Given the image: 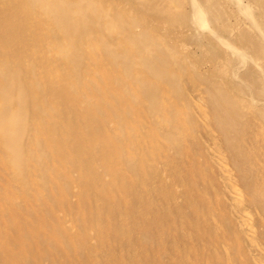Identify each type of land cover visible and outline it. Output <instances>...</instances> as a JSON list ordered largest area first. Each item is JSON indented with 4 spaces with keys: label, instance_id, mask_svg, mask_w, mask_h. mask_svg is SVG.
Instances as JSON below:
<instances>
[{
    "label": "bare ground",
    "instance_id": "1",
    "mask_svg": "<svg viewBox=\"0 0 264 264\" xmlns=\"http://www.w3.org/2000/svg\"><path fill=\"white\" fill-rule=\"evenodd\" d=\"M0 264H264V0H0Z\"/></svg>",
    "mask_w": 264,
    "mask_h": 264
}]
</instances>
